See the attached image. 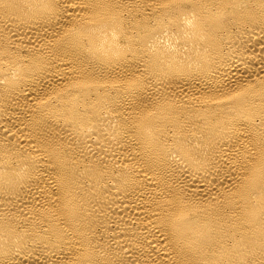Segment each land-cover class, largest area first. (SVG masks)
Returning <instances> with one entry per match:
<instances>
[{"label": "bare ground", "instance_id": "bare-ground-1", "mask_svg": "<svg viewBox=\"0 0 264 264\" xmlns=\"http://www.w3.org/2000/svg\"><path fill=\"white\" fill-rule=\"evenodd\" d=\"M0 264H264V0H0Z\"/></svg>", "mask_w": 264, "mask_h": 264}]
</instances>
